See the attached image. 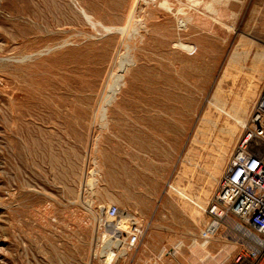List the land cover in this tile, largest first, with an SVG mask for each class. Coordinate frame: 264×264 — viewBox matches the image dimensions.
Segmentation results:
<instances>
[{"label": "rangeland", "instance_id": "obj_1", "mask_svg": "<svg viewBox=\"0 0 264 264\" xmlns=\"http://www.w3.org/2000/svg\"><path fill=\"white\" fill-rule=\"evenodd\" d=\"M263 88L264 0H0V264H232Z\"/></svg>", "mask_w": 264, "mask_h": 264}, {"label": "built area", "instance_id": "obj_2", "mask_svg": "<svg viewBox=\"0 0 264 264\" xmlns=\"http://www.w3.org/2000/svg\"><path fill=\"white\" fill-rule=\"evenodd\" d=\"M207 214V234L214 235L223 219L231 215L253 229L262 241L254 249L238 251L232 264H264V88ZM120 216L118 206L108 207V220H118ZM131 230L127 240L134 247L143 232L140 226Z\"/></svg>", "mask_w": 264, "mask_h": 264}, {"label": "bare ground", "instance_id": "obj_3", "mask_svg": "<svg viewBox=\"0 0 264 264\" xmlns=\"http://www.w3.org/2000/svg\"><path fill=\"white\" fill-rule=\"evenodd\" d=\"M247 124H248V122L246 121V123L244 124V127H243L244 129L247 127ZM112 225L115 226V223H113ZM236 231L240 232L246 238H249L250 240H252L255 243V246L250 247V249L256 248L258 246V244L262 242L259 237L253 235L250 231H248L247 229H245L242 225H240L238 223H237ZM115 257H116V254L110 253L106 259L107 263L110 264L114 260Z\"/></svg>", "mask_w": 264, "mask_h": 264}]
</instances>
